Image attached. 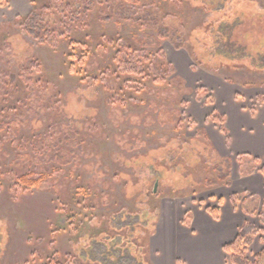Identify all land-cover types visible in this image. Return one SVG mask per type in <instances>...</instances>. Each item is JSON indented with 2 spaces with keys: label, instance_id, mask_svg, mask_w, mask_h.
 Returning <instances> with one entry per match:
<instances>
[{
  "label": "rangeland",
  "instance_id": "obj_1",
  "mask_svg": "<svg viewBox=\"0 0 264 264\" xmlns=\"http://www.w3.org/2000/svg\"><path fill=\"white\" fill-rule=\"evenodd\" d=\"M34 16L45 43L28 32ZM146 35L162 47L142 48ZM121 40L158 62L159 81L119 72ZM263 60L264 0H0V264H108L123 220L150 242L170 218L180 243L181 230L197 239V215L231 202L238 173L249 178L230 152L229 110L251 126L264 112ZM253 193H238L249 213L241 203L236 222L263 229L264 191ZM154 249H143L150 264ZM175 249L171 264L197 259Z\"/></svg>",
  "mask_w": 264,
  "mask_h": 264
},
{
  "label": "trees",
  "instance_id": "obj_2",
  "mask_svg": "<svg viewBox=\"0 0 264 264\" xmlns=\"http://www.w3.org/2000/svg\"><path fill=\"white\" fill-rule=\"evenodd\" d=\"M39 20L40 19L38 16L33 17V19L29 22L30 24L28 32L35 39L40 40L41 43H45L46 39L44 41L43 38H45L46 33H43L44 28L43 26H41ZM138 43L141 45L142 48L162 47V40L160 38L154 37L153 35H146L142 40H138ZM83 48L85 49V53L89 55L91 52L90 49L86 46H83ZM73 49L75 50V48ZM83 58H81V60H78L80 64H85L86 59ZM73 59H77V56L74 55ZM114 61L115 65L118 67L119 72L126 77L129 76L137 79L143 78L145 80H149L150 76H148V74H152V76H154L157 81L161 79L160 77L162 76V67L158 64V62L154 58L149 61L147 58L144 57V53L138 52V50L135 49L134 44L128 40L119 41L118 51L116 52ZM37 68L39 69L40 66H37ZM65 157L66 154H63L61 151L58 153L59 161H65ZM236 160L241 167V175L249 176L258 173L263 176L264 179V157L259 159L251 155H238ZM226 163L229 167L230 165L228 160L226 161ZM218 173V178H220V180L222 181H226V179H228L230 176L229 169H226L225 172L218 170ZM21 181L27 188H40L45 182L44 176H40L39 178H36L34 180L30 176H22ZM208 184L209 186L215 187L216 185H218V181L214 180L209 182ZM250 199L253 202H256L258 200L254 196ZM230 200L235 209L240 208L239 205L242 203V212H244L245 214L249 213V211L244 208L246 200L242 199V197H240L239 195H233L230 196ZM207 213H209L215 221L220 219V208H207ZM259 220H261L260 222L263 226L264 214H259ZM123 223V229L116 230L119 233L114 235V237L111 239V242L109 243V246L106 249V255L109 258L108 264H125V262L129 264H150L149 262L145 261L146 255L143 251V249L145 250V248L146 250L147 248L149 249L150 233L149 235H146L147 238H145V236H134V233L130 235L131 228L128 221L123 220ZM136 225L137 224L135 223L133 226L135 227ZM263 231L264 228L259 229L252 222H245V224L240 226L236 237L231 242H229V244H225L223 246V252L228 257L230 264H264V249L254 255L253 260L248 257L249 250L252 248L255 238L260 235L259 233H263ZM139 243L141 244V246H138V248L140 247L139 255H132L129 251L128 246L131 245L135 247V245ZM70 263V261L67 262V264ZM45 264L61 263L59 259L52 258L49 259ZM102 264H106V262L103 261Z\"/></svg>",
  "mask_w": 264,
  "mask_h": 264
},
{
  "label": "crops",
  "instance_id": "obj_3",
  "mask_svg": "<svg viewBox=\"0 0 264 264\" xmlns=\"http://www.w3.org/2000/svg\"><path fill=\"white\" fill-rule=\"evenodd\" d=\"M242 111L237 108H232L229 110V116L231 122H229V128L231 130L229 141H230V152L237 155H251L256 158L264 157V112H262L258 117L255 114V118H258L257 122L251 126L249 119L242 115ZM252 124V123H251ZM231 126V127H230ZM237 174V177L240 179ZM238 178H236L238 180ZM235 180L233 187H235L234 195H238L243 192L254 191L255 196L262 195L264 191V179L258 173L249 175V178L243 180ZM220 219L214 220L212 216L207 213L204 215H197L195 225V230L198 231V238L193 239L190 237L189 233L185 230H181V234L184 232L183 237H188L190 240L183 239L180 243L178 238H174L172 233L173 224L171 218L169 222L164 221L163 232L158 229L157 234L153 237L150 242V249L155 252H159L160 263L157 264H168V261L172 262V258L175 256L176 247L190 252L195 259V264H222V255L219 252L218 246L221 248L225 244H229L235 237L240 226L245 224L243 220L237 223L239 218H235L234 206L230 202L229 204L220 207ZM244 215H246L243 212ZM169 223V225L167 224ZM243 223V224H242ZM167 224V226H166ZM194 225V226H195ZM172 226V227H171ZM187 227V226H186ZM167 228V229H166ZM188 228V227H187ZM177 229V228H175ZM198 229V230H197ZM192 236V235H191ZM187 241V242H185ZM203 241V243H202ZM179 242V243H178ZM209 248V253H205ZM212 252V253H211ZM200 260V263L198 262ZM193 263V264H194Z\"/></svg>",
  "mask_w": 264,
  "mask_h": 264
},
{
  "label": "water",
  "instance_id": "obj_4",
  "mask_svg": "<svg viewBox=\"0 0 264 264\" xmlns=\"http://www.w3.org/2000/svg\"><path fill=\"white\" fill-rule=\"evenodd\" d=\"M155 191H156V188H155Z\"/></svg>",
  "mask_w": 264,
  "mask_h": 264
}]
</instances>
